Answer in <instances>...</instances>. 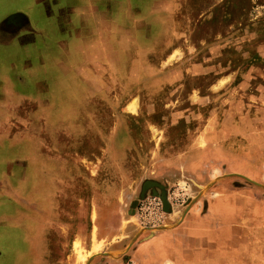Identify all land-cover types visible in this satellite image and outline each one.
Masks as SVG:
<instances>
[{"label": "rangeland", "instance_id": "obj_1", "mask_svg": "<svg viewBox=\"0 0 264 264\" xmlns=\"http://www.w3.org/2000/svg\"><path fill=\"white\" fill-rule=\"evenodd\" d=\"M30 1L0 0V23L15 11L33 19L41 9L29 7ZM152 18L161 25L149 27L148 38L157 41L148 43L147 58L135 59L132 53L126 68L117 69L115 106L75 108L76 88L70 83L80 82L61 79L67 69L41 73L48 83L57 77L60 89L53 87L50 95L48 87L38 96H51L57 110L21 99L0 106V140L29 135L34 154L28 160L35 167L28 170L27 160L20 164V177L28 186L0 185L1 194L19 195L21 209L13 217H6L7 208L0 215V264H134L128 250L143 233H154H140L127 247L144 228L136 208L147 180L166 189L170 208L158 226L185 229L175 247L169 244L153 256L140 254L137 264H156L162 258L172 262L167 264H264V217L253 216V207L263 204L255 206L253 192L244 190L255 188L264 195V189L241 173L244 166L257 164L264 178L260 140L241 142L246 135L264 139V0H148V14L141 19L148 23ZM0 39H5L1 30ZM174 50L178 55L167 61ZM17 56L0 51V88L7 77L19 75L17 84L23 78ZM11 62L16 69L9 72L5 64ZM71 71H66L68 77L75 76ZM15 89L35 90L22 82ZM132 100L136 113L121 112ZM47 109L67 120L46 125L51 134H40L44 122L38 116ZM86 115L99 122H88ZM195 147L207 152L202 160L207 174L202 164L187 170L186 156ZM214 179L190 204L200 193L196 186ZM222 180L223 190L214 191ZM220 192L224 196L211 198ZM207 210V216L197 218ZM210 211H222L221 224ZM29 221V232L9 228L20 225L22 230ZM189 226H196L197 233ZM194 234L200 240L189 239Z\"/></svg>", "mask_w": 264, "mask_h": 264}, {"label": "crops", "instance_id": "obj_2", "mask_svg": "<svg viewBox=\"0 0 264 264\" xmlns=\"http://www.w3.org/2000/svg\"><path fill=\"white\" fill-rule=\"evenodd\" d=\"M47 1L50 3L46 5L45 2ZM28 6L40 7L41 11H39L33 19L23 15L22 25L26 27L23 31L11 37L3 34V38L5 39H0V51H13L18 55L17 57L23 65L22 68L20 67V69H22L21 73L24 74L18 84L22 82V86L33 87L35 90L29 93L16 90L15 86L18 85L17 81L19 75L15 80L11 77H7L4 80L6 82L4 85L1 81L3 88H0V106L7 100L21 99L29 101L33 106L41 109L49 107L54 111L55 109L57 110L54 101L50 100L51 96L49 100L45 98L44 100H39L38 98V96L47 92L48 87H50V95L54 91L53 87L59 88L57 77L50 83L42 79L41 73L45 72L46 69H60L61 71L67 69L66 71L72 70L71 72L75 73L74 77H71V75L68 77V73L63 71L65 78L61 77V79L64 81L67 80V82L75 78L79 80L80 83L74 80L70 83L76 88V105L74 106L75 108L78 107V110L79 108L81 109V107L91 105L107 108L112 105L115 106V103L113 104L115 94L114 96L112 95V86L117 76V69L124 68V66L126 68L127 61H129V59L132 60L129 58L132 53L135 59L141 60L147 58L148 43L150 41L155 42L158 38H153V36L148 38L149 27L152 30L161 25L160 22H153L154 18L150 19L148 23H143L141 18L146 17L148 14V0H31ZM52 8L56 10L52 11ZM15 12L19 13L18 11ZM9 14L7 13V15ZM2 29L6 30L5 27H2ZM28 52L33 53V56H29L27 54ZM174 53L175 57L178 55L176 54V50H174L169 54L167 61ZM24 54H27L25 58L22 56ZM171 60L172 59H170V61ZM5 68L10 72L16 69V66L11 62L10 64H5ZM143 68L148 69V66ZM140 69H142V67H140ZM65 101L67 102V99H65ZM65 101H63V103ZM134 101L135 100L124 103L121 112L130 115L135 114V106H137V103L136 105L131 104ZM127 106L129 111L126 109ZM130 107L132 108L129 109ZM48 111L47 113L45 112L43 116H38V121H43L45 126L48 125L47 122L51 126V124H57L64 119L67 120V118L62 115L58 116L54 114L55 112L48 113ZM86 118L88 122L91 123L94 121L99 122V119L88 115H86ZM86 118L84 117L85 121ZM57 132L59 131L52 133L53 136H58L59 133L57 134ZM17 133H19V131H15L13 134L16 135ZM39 133L46 134L49 132L43 129L39 130ZM222 135L227 136L226 131H224ZM248 136L242 137L243 139L241 142L243 144L247 143L252 145L253 143L251 140H260L258 141L259 146L257 147L260 150L264 148V139H260V137H253L252 139V137ZM29 140V135L23 136L17 140H3L4 142L0 140V185H3L4 182L10 186H28V184H30V182L23 180L20 176L15 180V175L20 174L21 170L24 169V167L21 168L23 165L21 166L20 164L27 160L28 164L24 166H26L28 170L31 168V162L28 159L29 154L31 156L34 152ZM195 148L196 149H193L192 153L186 156L187 170H195V167L202 164L203 158L206 157L207 152H200L197 151V147ZM4 152L5 155L3 156ZM221 152L223 154L225 153V151ZM261 153L264 152L261 151ZM199 161H201V163H199ZM9 165L10 168L7 172V167ZM201 167L204 174L210 171L208 167H205L203 164ZM259 167L260 166L257 164L250 165V167L244 166V168H241L244 169V171L241 170V173L253 179L254 183L260 182L261 184H257L264 186V178L258 169ZM220 171L217 169L216 174L218 175ZM200 173H202V171H200ZM216 184L217 187L214 191H222L226 183L225 180H222ZM244 190L250 193L253 192V194L251 193V197L254 200L255 206L257 204V207H259L260 204H263L262 207L257 209L253 207V216L264 217V195L256 193L255 188H245ZM18 196L19 195L11 197L10 195L5 196L0 193V206L2 205L0 215H3L2 212L5 208L8 209L6 217H13L15 211L21 210ZM221 196H224L221 192L214 193L211 198L217 199ZM213 213L215 214L213 217L216 218L215 221L217 224H221L222 211ZM207 215L208 210L201 212L197 218H203ZM193 217L195 216L193 215ZM27 224L26 228L24 227L22 230L20 225L10 226L9 228L11 231L18 230L21 232H29V228L31 227L30 221ZM174 229L171 231L161 230L150 235H148V233H143L140 239L128 250L132 262L134 261V264H137V258L140 254L146 257L153 256L155 255L153 252L159 249L162 250L169 246V244L175 247L174 240L179 238L180 233L183 232L185 227ZM189 229L195 231L198 228L196 226H189ZM167 235L169 237H167ZM189 239L195 241L200 240L195 234L193 237L189 236ZM167 262L172 263L162 258L161 260L158 259L156 264H167Z\"/></svg>", "mask_w": 264, "mask_h": 264}, {"label": "water", "instance_id": "obj_3", "mask_svg": "<svg viewBox=\"0 0 264 264\" xmlns=\"http://www.w3.org/2000/svg\"><path fill=\"white\" fill-rule=\"evenodd\" d=\"M215 180L216 179L210 181L209 184L207 186H205V187L196 186L200 190V193L191 201L190 204H192V202L196 201V199L198 198V196L201 194L202 190L206 189ZM247 181H249V180H247ZM249 182H251L255 186H258V187L264 189V186H262V185H259L257 183H254L252 181H249ZM155 189H159L160 190L159 193H157ZM146 193H149L151 196L156 197V198L159 199V201L161 203V210H162L163 213H168L169 212L170 206L167 203V200H166V197H165V193L162 191V187L159 184H157L154 181H149V180L142 182V184L140 186V191H139V194H138V201L139 200H142L145 197V194ZM136 204H137V201H134V202H132L130 204V208H131L132 214H133V210H134ZM170 228H171V226H166V227L165 226L164 227L158 226V227H152V228H139V231L130 240V242L128 243L127 247H129L133 243V241L138 237V235H140V233H142V232H150V233H152V232H157V231H161V230H167V229H170ZM91 258H92V256L89 257V259L87 260V262H89V260Z\"/></svg>", "mask_w": 264, "mask_h": 264}, {"label": "built area", "instance_id": "obj_4", "mask_svg": "<svg viewBox=\"0 0 264 264\" xmlns=\"http://www.w3.org/2000/svg\"><path fill=\"white\" fill-rule=\"evenodd\" d=\"M136 218L141 227L158 226L163 218L159 199L148 195L139 201L136 208Z\"/></svg>", "mask_w": 264, "mask_h": 264}, {"label": "flooded vegetation", "instance_id": "obj_5", "mask_svg": "<svg viewBox=\"0 0 264 264\" xmlns=\"http://www.w3.org/2000/svg\"><path fill=\"white\" fill-rule=\"evenodd\" d=\"M22 23H23V14H21V13H11L9 15L4 16L3 19L1 20L0 30H1L2 34L8 35V36L11 37V36H14V35H16L17 33L21 32V31H23L26 28L25 25H22ZM2 27L3 28L5 27L6 30H3ZM47 111H48V109H47ZM48 113H50V111H48ZM47 124H49V123L47 122ZM43 129L47 130V128L45 126V123H44V128ZM32 166H31V170H34L35 167L34 166L32 167ZM33 175H35V171H33ZM19 176H20V174H16L15 175V180L18 179ZM161 187H162V191L166 194L165 187H163V186H161ZM155 190H156L157 193H159V191H160L159 189H155ZM36 198L37 197L34 198V200H33L34 202L37 200Z\"/></svg>", "mask_w": 264, "mask_h": 264}, {"label": "bare ground", "instance_id": "obj_6", "mask_svg": "<svg viewBox=\"0 0 264 264\" xmlns=\"http://www.w3.org/2000/svg\"><path fill=\"white\" fill-rule=\"evenodd\" d=\"M131 108H132V107H130L129 109H131ZM94 248H95V247H93V249H94ZM78 259L81 260L82 257L79 255Z\"/></svg>", "mask_w": 264, "mask_h": 264}]
</instances>
